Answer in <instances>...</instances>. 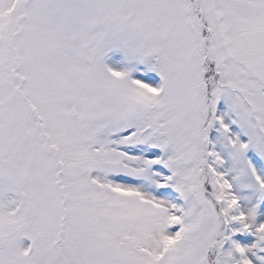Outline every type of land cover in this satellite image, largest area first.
I'll list each match as a JSON object with an SVG mask.
<instances>
[{"label":"snow or ice","instance_id":"snow-or-ice-1","mask_svg":"<svg viewBox=\"0 0 264 264\" xmlns=\"http://www.w3.org/2000/svg\"><path fill=\"white\" fill-rule=\"evenodd\" d=\"M0 264H264V0H0Z\"/></svg>","mask_w":264,"mask_h":264}]
</instances>
